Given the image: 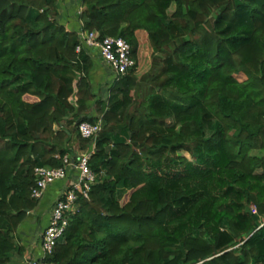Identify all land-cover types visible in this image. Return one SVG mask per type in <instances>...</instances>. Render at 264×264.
I'll return each instance as SVG.
<instances>
[{
  "label": "trees",
  "instance_id": "obj_1",
  "mask_svg": "<svg viewBox=\"0 0 264 264\" xmlns=\"http://www.w3.org/2000/svg\"><path fill=\"white\" fill-rule=\"evenodd\" d=\"M79 7L85 33L122 37L135 60L104 98L57 0H0V264L38 201L34 168L85 151L77 125L98 116L95 180L47 259L264 264V0Z\"/></svg>",
  "mask_w": 264,
  "mask_h": 264
},
{
  "label": "built area",
  "instance_id": "obj_2",
  "mask_svg": "<svg viewBox=\"0 0 264 264\" xmlns=\"http://www.w3.org/2000/svg\"><path fill=\"white\" fill-rule=\"evenodd\" d=\"M80 8H78V12ZM77 32L80 43L76 50H79L82 45L86 46L91 56L97 54L106 62L115 78L125 74L135 64V60L130 54V45L122 37L107 35L101 39H96L93 31L85 33L80 28ZM100 127L99 116L94 121H80L77 125L79 133L81 136L90 139L87 149L65 153L62 156L63 164L61 166H36L34 168L35 184L31 189V196L35 199L38 200L43 195L47 185L56 179H63L64 186L51 203L48 223L40 235L41 256L26 258L24 264H55L54 261L47 259V256L53 251L56 241L63 235L69 222V216L77 207L78 197L87 196L88 190L95 180V173L89 167L88 158ZM68 168L76 172L69 179H67ZM252 209L255 211L254 208Z\"/></svg>",
  "mask_w": 264,
  "mask_h": 264
},
{
  "label": "crops",
  "instance_id": "obj_3",
  "mask_svg": "<svg viewBox=\"0 0 264 264\" xmlns=\"http://www.w3.org/2000/svg\"><path fill=\"white\" fill-rule=\"evenodd\" d=\"M80 2L81 0H57L59 22L76 32L80 29V22L76 16ZM92 57L93 66L90 70L92 91L97 98L99 96L104 98L106 96L105 89L111 84L114 74L108 69L106 62L97 54L92 55ZM76 146L72 144L73 152H79ZM75 173V170L68 168L67 179L73 177ZM63 186V179H56L49 183L34 208L27 211L14 233L18 248L10 252L9 260L4 264H24L26 258L41 256L40 235L48 223L51 203Z\"/></svg>",
  "mask_w": 264,
  "mask_h": 264
},
{
  "label": "rangeland",
  "instance_id": "obj_4",
  "mask_svg": "<svg viewBox=\"0 0 264 264\" xmlns=\"http://www.w3.org/2000/svg\"><path fill=\"white\" fill-rule=\"evenodd\" d=\"M108 69L112 72V70L108 67ZM72 144L73 145H75L76 146V142L74 141V142H72ZM72 147V146H71ZM77 147V146H76ZM222 225H224V224H222Z\"/></svg>",
  "mask_w": 264,
  "mask_h": 264
}]
</instances>
